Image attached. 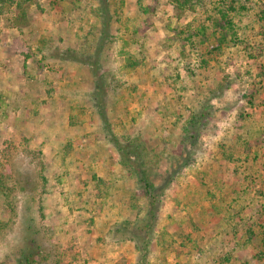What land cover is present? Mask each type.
<instances>
[{"label":"rangeland","instance_id":"obj_1","mask_svg":"<svg viewBox=\"0 0 264 264\" xmlns=\"http://www.w3.org/2000/svg\"><path fill=\"white\" fill-rule=\"evenodd\" d=\"M63 1L64 12L40 0L39 8L24 4V14L15 6L0 14V173L17 197L12 218L0 198L7 223L0 264H13L30 239L40 252L36 264H264L255 224L264 219V202L250 204L242 191L264 181V57L250 58L237 42L223 48L219 65L189 77L193 57L178 32L202 12L176 0H122L124 15L101 58L107 93L99 107L114 133L140 136L158 154L150 231L137 206L146 201H130L134 181L88 100L94 75L86 64L61 59L60 49L90 44L82 35L98 2L86 0L88 12L77 9L68 20L71 4ZM177 94L187 109L174 123L180 104L169 99ZM201 104L207 110L191 130L193 144L182 146L188 107L200 111ZM221 142L233 153L229 160ZM93 174L118 179L103 186L104 198Z\"/></svg>","mask_w":264,"mask_h":264},{"label":"trees","instance_id":"obj_2","mask_svg":"<svg viewBox=\"0 0 264 264\" xmlns=\"http://www.w3.org/2000/svg\"><path fill=\"white\" fill-rule=\"evenodd\" d=\"M96 1L98 4L94 5V8H91L95 21L86 28V32L82 35L83 37H86L87 35L88 39L89 37L92 39L90 44H86L87 46L84 47V49L74 47L60 49L61 59H64V61L75 60L76 62L86 64L94 75V86L88 93V100L91 103V108L96 113H99V116L102 118L105 134L110 138L109 140L118 156V162L127 172L128 178L131 182L132 180L134 181L135 189L130 191L131 193L128 192L130 201L135 202L138 196H141L146 201L145 207L138 204L137 206L138 211L144 209L143 215L145 216V220L148 221V223H144L142 227L151 231L158 208V194L156 192L157 185L155 179H153L157 173L156 170H152L153 164L157 163L154 159L158 158V154L151 150L149 151L140 136H129L128 133H121V135L114 133L109 121L103 116L105 112L99 107L102 105V107L105 108V101L103 99H105V94L107 93V87L104 85L103 80L104 72L101 69V58L104 55V48L112 42V36H114L112 33L118 29L116 24L121 22L120 19L124 15L123 1ZM39 2L40 0H0V14L9 10L11 6L20 9L21 14H24L23 12L25 9L22 7L24 4H35L36 7L39 8ZM59 2L60 0H52L51 5H53V7H58L61 12H64L63 7ZM63 2L71 4V8L66 12L68 20L70 18V13H74L77 9L81 8H85L87 11L88 8L85 6H90V4H84L82 7V3L86 2V0H64ZM176 2L181 6H187L194 13L200 10L203 14V19L197 18V15H194L192 20L184 23L183 27L178 32L179 36H182V39H180V47L182 50H184L185 46L189 47V54L193 57L191 63L188 65L189 67L186 68L189 72V77L194 73L200 74L201 71L209 72L212 65L211 62L213 61L216 65H219L217 64L219 63L218 58H220L223 48L233 44L237 45V42H240L241 48L247 52L250 58L264 57V7L260 4V1L176 0ZM64 16H66V14ZM78 17L85 18L83 14L78 15ZM78 21L81 20L78 19ZM113 21L116 23H113ZM126 21L128 20L126 19ZM242 21H245V23L240 26L239 22ZM255 27H257V30H255ZM239 33L244 34V39H242L243 37H239ZM247 38L251 39L252 43L247 42ZM38 42L39 45L44 43L43 40ZM53 48L54 50L57 49V47ZM50 54H53L52 50L50 51ZM52 57H54V55ZM261 67L262 74L264 75V66ZM181 89L185 91L183 85H181ZM246 96L247 95H244L243 98ZM246 98L247 102H251L254 95L249 94V97ZM181 99L182 97L180 98L178 94L169 99L170 103L174 105L180 104L178 105L180 111H173V114L176 115L174 123H177L181 118L182 111H186L187 109L186 105L181 102ZM200 107V111H194L191 107H188L190 117L183 120L185 123V125H183L184 135H182V139L180 140L182 146H186L188 142L193 144L190 140L194 139L195 135L191 133V130L198 129V125L206 115L207 110L202 104ZM218 146L220 149H223L222 153H224L225 148L222 145V142L219 143ZM232 154L233 153H224V156L229 160L230 157L232 158ZM236 173V171L233 173V177L238 178ZM92 179L97 182L95 185L99 191L97 196L102 198L106 195L103 188L107 185L113 187L118 180L102 181V179L98 178L95 174L92 175ZM169 180L170 179H167V182ZM242 191L247 195L246 200L247 202H250V204H252L253 201L255 203L258 201L264 202V181L255 183L254 187L247 185ZM0 198H3V202L10 213L9 216L12 218V216L16 215L17 197L13 192V188L8 186L7 179L3 173H0ZM134 205L136 206V204ZM6 224L5 221H0V229ZM125 224L127 225L128 223ZM255 224L259 227V232L256 235L258 246L263 249L261 252L262 254H259L258 256L263 258L264 219L260 223L256 222ZM117 230L118 229H116V231ZM246 232H251L249 227ZM145 233H147V230H145ZM134 238L141 240L138 236H134L133 239ZM137 244L138 243L136 242V247H138V250L141 252V247ZM34 248H38L35 239H30L24 248L19 247L16 252L18 256L13 259V264H36V258L39 256L40 252L35 251ZM226 258L228 259V257Z\"/></svg>","mask_w":264,"mask_h":264}]
</instances>
